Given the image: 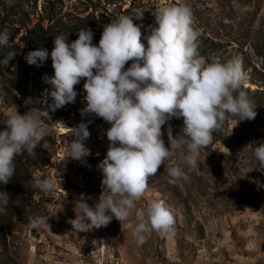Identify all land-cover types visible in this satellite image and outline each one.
Returning <instances> with one entry per match:
<instances>
[{
	"label": "rangeland",
	"instance_id": "rangeland-1",
	"mask_svg": "<svg viewBox=\"0 0 264 264\" xmlns=\"http://www.w3.org/2000/svg\"><path fill=\"white\" fill-rule=\"evenodd\" d=\"M181 2L191 8L201 56L221 63L243 57L248 73L243 89L256 103L255 118L232 127L236 118L227 115L210 144L199 150L198 167L185 168L187 181L168 182L166 169L180 160L179 150L148 178L137 205L164 200L174 216V231H153L143 245L135 243L131 230L122 231L115 218L106 226L76 231L70 223L76 215L75 200L80 193L90 194L87 202L92 205L101 191L97 165L106 154L105 131L110 126L102 118L80 115L86 104L81 78L74 86L75 102L49 111L50 119L43 125L48 136L34 149L35 158L26 152L20 155L24 172L14 207L8 205L6 214H0V264H264V168L252 154L255 143L264 141V0H0V26L9 33L12 23L19 29L16 43L26 30L43 28L52 42L46 48L50 52L57 34H67L72 41L77 29L88 28L96 43L103 25L142 9V18L133 17V22L141 25L146 44L155 10ZM24 48L28 47L20 52L23 67L5 65L0 70L5 87L0 88V130L6 128L2 121L10 109L24 114L36 106L43 114L51 102L50 86L44 81L45 75L53 74L51 59L30 65ZM26 98L37 103L25 104ZM81 120H91L85 141L90 154L83 163L64 160L70 128ZM168 123L175 136L183 120L174 117ZM162 139L167 147L164 127ZM37 177L51 179L53 190L32 187ZM5 187L0 184V191L7 192ZM44 214H49V229L30 231V221Z\"/></svg>",
	"mask_w": 264,
	"mask_h": 264
},
{
	"label": "clouds",
	"instance_id": "clouds-1",
	"mask_svg": "<svg viewBox=\"0 0 264 264\" xmlns=\"http://www.w3.org/2000/svg\"><path fill=\"white\" fill-rule=\"evenodd\" d=\"M142 15V9L119 15L103 25L96 43L91 29L79 28L72 41L67 34L55 35L50 52L45 48L28 51L24 58L30 65L40 66L51 59L53 74L44 76L51 102L43 114L36 106L24 114L10 109L2 121L6 128L0 130V184H7L15 172V158L25 152L35 158L34 149L48 136L43 125L50 119L49 111L75 102L74 86L83 78L86 104L80 115L102 118L110 126L105 131L106 154L97 165L102 173L99 196L89 205L91 195L80 193L70 223L76 231H84L106 226L115 218L122 231L131 230L137 245H143L153 231L167 234L175 225L164 200L137 205L148 188V178L179 150L180 160L166 169L168 182L187 181L185 168L198 167L199 150L210 144L227 115L236 118L234 127L257 114L256 103L243 89L248 79L243 57L221 63L201 56L199 32L187 4L156 9L155 24L144 36L146 44L141 40V25L133 22V17L141 19ZM9 38L6 28L0 30V49L8 47ZM15 55L12 49L0 55V66ZM24 103L35 105L37 101L26 98ZM174 117L183 120L175 136L168 123ZM90 122L81 120L70 128L64 160L70 157L83 163L90 154L85 145ZM162 127L168 136L167 147ZM252 154L264 168V141L255 143ZM31 186L49 192L54 182L37 177ZM8 203V193L0 191V214H6ZM48 216L33 218L29 230L49 229Z\"/></svg>",
	"mask_w": 264,
	"mask_h": 264
},
{
	"label": "trees",
	"instance_id": "trees-1",
	"mask_svg": "<svg viewBox=\"0 0 264 264\" xmlns=\"http://www.w3.org/2000/svg\"><path fill=\"white\" fill-rule=\"evenodd\" d=\"M11 24H9L10 26ZM8 26V27H9ZM12 33H10V38H9V44L8 47L0 49V55L6 54V52L9 49L15 50L16 51V55L9 60L8 62V66H12L15 69H18L19 67H23V63L24 60L21 59L20 56V52L23 51L22 50V46H27V51L28 52L30 50L36 49V48H47L48 46H50L52 44V42L48 39H46V35L47 31H45L43 28H32V29H28L26 30L25 35H23L22 37L19 38L18 42L16 43V39L18 38L17 36L19 35V29H15L14 24L12 23ZM0 30L1 26H0ZM25 56V54H24ZM2 58V57H0ZM5 66V65H4ZM4 66H0V70L2 69V67ZM0 88H5L2 86V82H0ZM25 158V157H23ZM15 172L13 177L11 178V180L9 181V183L6 184V189L8 194H9V203L8 205H10L11 207H14L13 205V201L15 200V196L18 192L19 187L21 186V182H22V176H21V172H24L23 170V163L24 160L22 159V157L19 155L15 158ZM252 204L255 205V201L252 200L251 201ZM256 206V205H255Z\"/></svg>",
	"mask_w": 264,
	"mask_h": 264
}]
</instances>
